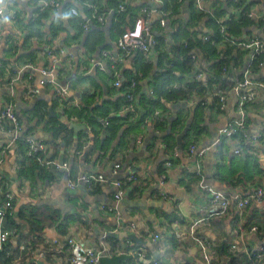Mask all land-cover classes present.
I'll return each mask as SVG.
<instances>
[{"label":"crops","instance_id":"obj_1","mask_svg":"<svg viewBox=\"0 0 264 264\" xmlns=\"http://www.w3.org/2000/svg\"><path fill=\"white\" fill-rule=\"evenodd\" d=\"M57 1L60 2L58 8L41 11L30 1L22 3L21 0H0V6L19 11L17 21L8 22L0 29V110L11 101L21 121L20 138L17 140L43 139L48 143L47 156L56 161L68 162L74 178L83 173L111 176L113 165L123 161L119 178L124 179L132 172L137 176V182L129 183L126 197L117 207L126 223L137 225L136 236L147 247L148 260L157 259L161 264H205L197 246L190 239L178 238L177 235L188 233L194 220L212 205L213 197L203 190V185L231 195H247L255 188H264V90L256 86L245 89L256 96L255 101L246 105V111L248 132L260 136L258 143L248 146L247 140L235 139L224 142L220 147L215 145L219 130L238 117V97L227 79L221 78L211 86V92L217 86L227 91V107L224 111L220 110L215 100L207 106L200 104V101L210 97L209 93L201 96L197 91L193 98L177 94L175 97L178 98L169 101L163 95H151L150 91L154 88L155 77L162 71L161 56L163 67L171 68L176 73L172 81L175 85L184 84L197 70L211 74L208 83H212L219 71L212 69L217 61H221L220 70L228 66L240 74L244 73L251 63V53L240 49L233 41L254 36L264 41V0H243L247 3L246 10L253 14L251 19L244 20L241 13L245 8L232 5L228 0H209L202 10L195 7L194 0H163L166 7L171 9L173 20L163 36L158 38V58L152 57V64H141L136 60L138 54L120 65V73L127 82L142 73L137 92L138 109L150 114L160 110L167 121L160 123L159 128L141 123L132 114L129 119L121 117L124 98L113 87L110 72L93 71L89 66V60L99 58L104 50L117 53L116 43L120 34L134 24L143 6H153L154 2L125 0L128 9L116 17L118 1L84 0L82 4L75 0ZM84 4H98L100 13L106 15L105 24L95 23L92 30L87 32L83 24L92 22L93 13ZM74 7L78 8L79 17L70 13ZM229 15L234 16L227 34L231 41L220 36L213 18H226ZM243 22L251 25L237 33L235 26ZM207 35L212 36L216 42L201 41V37ZM14 38L18 39L17 46L12 44ZM188 40L204 46L203 49L212 47L213 52H205L196 46L189 54L197 55V65L191 58L189 65L179 66L175 62L184 60L183 57H175L173 48L177 45L187 47ZM50 47L76 55L57 76L56 84L59 87L66 84L70 87L69 98L63 104L54 97L53 86L42 89L37 97L26 94L29 85L40 88V71L49 65L46 51ZM141 56L144 61L145 57ZM26 64L32 65L34 70L27 71L14 83V95L10 96L9 80L15 76L18 68ZM253 69L250 79L264 83V68H257L254 64ZM196 84L201 85L200 82H193L192 86ZM154 100L159 101V105H154ZM50 109H53L51 114ZM106 118L112 120L107 128L101 123ZM59 124H69L72 134L55 137L52 129L59 127ZM4 128L10 130L13 126L9 122L0 123V145L3 146L0 150V170L16 198V212L32 205H50L64 215L71 214L74 216L71 236L89 246H96L100 236L115 231V217L102 209L112 202V188L100 185L70 190L65 174L33 160L38 167L54 173V178L50 180L46 173L41 174L32 169L33 161L26 156L27 147L13 140L14 135ZM88 129L90 137L86 132ZM192 144L199 149L209 148L201 160L202 176L194 171L198 158L189 157L186 152L178 159L171 155L175 147L187 151ZM237 148L242 150L243 155L233 154ZM23 159L27 160V169L21 171L18 162ZM168 160L172 161L170 168L165 165ZM163 174L167 178L162 183ZM77 218L90 224L91 228L86 229L77 222ZM255 223L261 229V233L256 236L249 231ZM239 225L244 229V243H241L235 232ZM45 232L48 243H54L61 236L54 229ZM154 234H160L161 240L154 242ZM197 235L212 244L215 264H251L244 245L246 243L248 249L253 251L264 241V202L241 212L231 209L224 216L214 217L197 230ZM22 241L19 237L17 242ZM17 242L13 240L8 248L12 255L10 263L32 264L29 254L20 255ZM113 242L110 241L109 245ZM237 242L240 245L234 251L232 246ZM44 245L37 244V249L46 252ZM223 246H227L228 258L220 257L219 247ZM62 255L63 258L53 256L52 262H48L46 254L39 264H65L67 254ZM126 256H132L133 260L122 264H138V259L131 251ZM6 262L5 254H0V264Z\"/></svg>","mask_w":264,"mask_h":264},{"label":"built area","instance_id":"obj_2","mask_svg":"<svg viewBox=\"0 0 264 264\" xmlns=\"http://www.w3.org/2000/svg\"><path fill=\"white\" fill-rule=\"evenodd\" d=\"M31 2L36 4V7L41 8V11L48 8H58L60 2L57 0H45L38 2L37 0H21L22 3ZM118 1L117 16H121L128 9V3L125 0H112ZM154 2L153 6H143L140 15L136 18L132 26H128L119 36L116 46L117 53L111 52L109 50H104L99 58H91L89 60V66L93 71L98 70L102 72H110L112 77L113 87L120 92L121 97L124 98V109L122 110L121 117L128 118L132 114L134 118L139 117L138 109V97L137 92L140 89V80L143 77L142 73H139L136 78L127 82L120 73V65L125 63L132 56L141 54L145 57L143 63L152 64L153 58L159 56V36H163L164 31L170 27L172 23V13L171 9L167 8L163 0H151ZM209 0H194V5L198 10H202L203 6ZM232 5H235L241 9H244L241 13L242 19H251L253 14L251 11L246 10L247 3L243 0H228ZM76 3L82 4L84 0H75ZM228 2V3H229ZM89 10L92 11L93 17L92 22H86L83 24L84 29L89 32L92 30L93 24L104 25L106 22V15L100 13V7L98 4H84ZM244 7V8H242ZM70 13L74 16L79 17L80 12L77 7L71 8ZM19 11L18 9H8L5 5L0 6V29H2L6 23L17 21ZM216 25L218 26L220 36L226 40H232L228 37L229 25L234 21V16L229 15L226 18L213 16ZM264 30V23H263ZM201 41L204 43H215L216 40L212 36L207 35L201 37ZM233 43L244 51L251 53V63L249 68L242 74L238 73L235 69H230L228 66H224L221 70V75L223 79H227L229 83L233 86V91L237 95V114L238 117L230 120L226 127L219 130L216 146L220 147L225 142H232L235 139L247 140L246 144L252 146L258 143L260 140L259 135H250L248 132L247 125V111L246 105L255 101L256 96L251 91H245L246 88L251 86H256L264 90V83L254 82L250 79V74L253 72L254 64L257 68H264V41L259 36H254L249 39H243L241 41H233ZM13 46L18 45V39H12ZM46 56L49 59V65L46 68L41 69L42 79L39 82L40 88L34 85H29L26 89L27 96L37 97L42 93V89L53 86L54 87V97L61 103H64L66 98H69L70 87L66 86L59 87L57 82V76L61 70L65 69L70 63L71 59L76 56L71 52H67L64 49H56L50 47L46 51ZM192 60L197 65V55L195 53L190 56ZM34 70V67L30 64H26L18 68L15 72V76L9 80L10 86V96L14 95V83L19 81L24 73L27 71ZM32 79V77H30ZM211 81V74L207 71L197 70L193 73L189 80H187L182 85L170 84L167 87L169 93L175 91L179 94L184 93L189 98H193L196 95V91L193 90L192 83L200 82L202 84H207ZM151 95H154L153 90L150 91ZM207 97L200 101V104L207 106L210 103H218L220 110L224 111L227 107V91L221 86H217ZM212 100V101H211ZM66 111V110H65ZM64 112V109H62ZM167 118L163 115L160 110L155 111L154 114L149 115L145 122L149 126L159 128L160 123H166ZM11 123L13 129L10 130L4 128V130L12 133L13 140L19 139V133L21 131V121L14 111V104L8 101L0 110V123ZM104 127H109L112 124L111 118H106L101 121ZM88 137H90V129L86 130ZM23 139V138H22ZM27 144L26 156L31 159L38 161L41 165L47 168H55L59 173L66 175L67 187L70 190H76L79 187L94 188L100 185H104L108 188L113 189L112 202L110 204L104 205L102 209L107 211L115 217L116 229L113 234L119 235L121 233H130L136 235L138 230L137 225L132 223H126L122 219L121 212L119 211L117 205L121 203L126 197L129 183H136L137 176L130 172L124 179H120L123 168V161L116 162L111 169V176H107L104 173H83L74 178L72 176L71 166L68 162L56 161L50 159L48 155V143L41 140L23 139ZM140 143V141H139ZM13 144V141H12ZM3 148L0 145V150ZM209 148L199 149L195 144L188 147L187 151L179 147H175L171 155L174 159H178L182 156L184 152L188 154L189 157L198 158L195 173L198 176H202V163L201 160L205 157ZM242 150L237 148L233 151L235 155H243ZM1 165V162H0ZM166 167L170 168L172 166V161L168 160L166 162ZM264 169V168H263ZM189 170V168H188ZM191 170V169H190ZM189 170V171H190ZM167 176L163 174L161 176L162 183L166 180ZM203 184V183H201ZM203 190L208 192L212 197V205L205 208L202 211V215L194 220L191 225L190 230L186 234L178 233V238L190 239L199 249L202 260L205 264H215L212 258L213 246L206 239L199 237L197 235V230L202 226L207 225L212 218L217 216H224L231 209H236L238 212L244 211L246 208L253 205H260L264 202V188H255L247 195L240 194H229L223 192L208 185H203ZM16 212V198L12 193L9 185L5 182L2 172L0 170V254H5L4 264H12L9 259L12 256L8 251L13 240L19 241L20 230L18 224H11L12 220L17 218ZM19 223L18 221H16ZM250 233L253 235H258L261 233L260 226L258 224L251 225L249 229ZM236 235L241 239V243H244V229L241 225L236 229ZM108 234H103L97 240L96 246H89L84 241L77 239L75 237H58L54 240V244L57 248L58 253H66V263L65 264H101V259L103 257L112 258L117 255H127L129 251L138 259V264H161L159 260L152 259L148 260L147 247L145 244L139 245L138 243L128 239H114V242L109 245ZM153 241L158 242L161 240L160 234L153 235ZM240 243L233 244L232 249L237 251ZM17 248L20 255L29 254L33 260L32 264H39L40 260H43L46 256V252L40 251L30 243L22 241L17 242ZM244 248L249 254V259L251 264H264V241L260 242L256 249L250 251L245 243ZM117 249L119 251H117Z\"/></svg>","mask_w":264,"mask_h":264},{"label":"trees","instance_id":"obj_3","mask_svg":"<svg viewBox=\"0 0 264 264\" xmlns=\"http://www.w3.org/2000/svg\"><path fill=\"white\" fill-rule=\"evenodd\" d=\"M222 11V9L220 10V12ZM124 19V18H123ZM253 24V23H252ZM251 24L250 23H244L240 24V25H236L235 26V30H237V33L241 32L243 30V28L249 27ZM236 32V31H235ZM196 46H199V49L205 51V52H213V48L212 47H207L205 49H203L204 46L200 45V44H195L192 43V41L188 40V46L184 47L183 45H177L173 48V53L175 55V57H183V62H179L176 61L175 64L185 67L187 65H189V59H191V55L189 54L190 52H192ZM140 55V56H139ZM136 58L137 62L139 61L141 64H143V59L141 54H139ZM221 61H217L212 65V69L213 70H219L216 73V80L213 81L212 83H207L206 85L202 84H196L193 87L194 91H198L200 93L201 96H203L206 93H211V86L213 83H215L216 81L222 80V75H221ZM160 68H161V73L159 75H157V77H155L154 80V88H153V92L155 95L158 96H164V98H166L167 100H175V98H178L179 96H176L177 94H179V92L175 93V91L169 93L167 91V87L172 83V81H174L175 79V71L172 70L171 68L168 67H163V57L161 56L160 58ZM1 73V72H0ZM13 73V72H12ZM200 87V88H198ZM180 95L182 96H187L184 93H181ZM188 97V96H187ZM143 98V97H142ZM142 98L141 103L142 102ZM144 99V98H143ZM151 102V100H150ZM153 103H155L154 105H159V101H152ZM41 104H45V103H41ZM149 104V101H148ZM139 117L137 119H139L138 121H140L141 123H144L146 118L151 115L150 112H146L143 113L142 110L139 111ZM52 121V119H51ZM176 124L174 122L173 127H175ZM54 135L55 137L59 138L63 135V137L66 136H70L72 134V129L69 126V124H59V127H54L53 129ZM19 141L18 143H21L22 145L27 147L26 142L23 141V139L21 140H17ZM23 148V147H22ZM21 154H22V149H21ZM25 158V157H24ZM222 158V156H221ZM250 158V157H247ZM31 160V159H29ZM33 161V160H31ZM26 163L27 160L23 159L20 162H18L20 170L24 171L26 168ZM32 169L34 170H38L41 174L42 173H46V175H48V177L50 178V180H52L54 177V173L53 172H48L46 171V169L38 167V165L35 163V161H33L32 163ZM30 169V170H32ZM72 220H74V216L71 214H66L64 215L59 209H56L50 205H41V206H29V207H24L19 209L18 213H17V218L15 220H12L10 223L11 224H18L19 226V230H20V238H22L25 242H28L31 244V246H34L36 248L37 244L39 243H45L44 248L46 250L47 253V258L46 261L48 262H52V257L53 256H57L58 258H63L64 253H58L56 246L54 245L53 241H51V243H48V237H46L45 235V231L47 229H54L58 232L59 235H61L62 237H67L69 234H71L72 232ZM16 221H20L19 223H17ZM21 222H24L21 223ZM77 222L81 225H83L86 229H90L91 226L90 224H87L84 220H82L81 218H77ZM110 241H113L114 239H109ZM219 253H220V257L224 256L228 258V250H227V246H223V247H219ZM227 255V256H226Z\"/></svg>","mask_w":264,"mask_h":264},{"label":"water","instance_id":"obj_4","mask_svg":"<svg viewBox=\"0 0 264 264\" xmlns=\"http://www.w3.org/2000/svg\"><path fill=\"white\" fill-rule=\"evenodd\" d=\"M156 67H157V63H156ZM53 113V109H50V114ZM56 116V115H55ZM75 127V125H72V127ZM85 130V128H84ZM13 138V137H12ZM71 237V234L68 235V238ZM108 237L110 239H123V238H128L136 243H140V244H144L143 242H141V240L133 234H127V233H121L119 235L113 234V233H109ZM136 258V257H135ZM133 260L132 256H126V255H117L115 257L112 258H108V257H103L101 259V264H122L125 261H131ZM137 260V258H136Z\"/></svg>","mask_w":264,"mask_h":264}]
</instances>
